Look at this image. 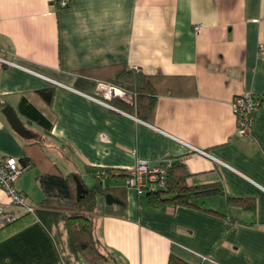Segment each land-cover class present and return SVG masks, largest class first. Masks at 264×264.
Listing matches in <instances>:
<instances>
[{
    "label": "crops",
    "instance_id": "1",
    "mask_svg": "<svg viewBox=\"0 0 264 264\" xmlns=\"http://www.w3.org/2000/svg\"><path fill=\"white\" fill-rule=\"evenodd\" d=\"M261 44L264 0H68L67 8L0 0V58L14 64L0 62V156H26L1 112L9 105L49 161L88 186L99 169L180 161L187 187L216 193L199 196L195 208L151 204L130 188L112 214L99 199L94 233L109 264H168L170 255L189 264H264V105L246 137L237 136L230 107L239 95L264 98ZM119 65L154 78L152 112L96 95L100 70ZM45 88L53 90L50 105L35 93ZM39 172L30 168L15 182L34 212L0 233V264H89L64 212L40 206ZM0 206L17 212L1 188Z\"/></svg>",
    "mask_w": 264,
    "mask_h": 264
},
{
    "label": "trees",
    "instance_id": "2",
    "mask_svg": "<svg viewBox=\"0 0 264 264\" xmlns=\"http://www.w3.org/2000/svg\"><path fill=\"white\" fill-rule=\"evenodd\" d=\"M108 70V69H107ZM99 82L110 83L120 88L132 97V103L135 106H128L122 102L110 101L123 109H140L152 112L154 97V78L144 76L137 72L127 70L125 66L119 65L111 68V72L100 70ZM107 73V74H106ZM36 95L46 105H50L53 99V90L45 88L37 90ZM260 107L264 105V98L258 97ZM24 113L31 119L42 124L46 129V120L38 114L32 107L24 109ZM21 139V138H20ZM24 142L25 157L16 159L18 165L24 170V173L30 168H37L40 172L37 181L42 189L43 198L40 202L41 207L56 208L64 212L65 220L70 231V235L76 251L89 264H109L110 257L106 255L94 233L93 216L98 213V201L110 194L124 202L125 181L129 177L127 170L99 169L92 175V185L88 186L78 173H69L63 175L59 169L49 161L42 149L38 137L33 139H22ZM186 167L177 160L173 161L171 168L168 170L166 184L163 189L149 192L148 198L151 204H160L167 202L171 204H180L198 208L194 204L199 196H206L216 193V190L209 189V186L199 188L187 187L183 183V177L186 174ZM177 175V173H179ZM176 175V176H175ZM114 205L106 206L104 213L112 214L111 208ZM125 205L118 209L123 212ZM201 210H204L201 208ZM212 212V210H205ZM28 214L20 215L15 221L0 226V233L11 231L14 225L16 228L23 226V220ZM14 226V227H15ZM5 233V236L8 234ZM4 234V233H3ZM2 234V235H3ZM4 237V236H2ZM168 264H189L184 260L170 255Z\"/></svg>",
    "mask_w": 264,
    "mask_h": 264
},
{
    "label": "built area",
    "instance_id": "3",
    "mask_svg": "<svg viewBox=\"0 0 264 264\" xmlns=\"http://www.w3.org/2000/svg\"><path fill=\"white\" fill-rule=\"evenodd\" d=\"M56 3L58 8L68 7V0H56ZM201 28L202 25H195L193 31L198 33ZM259 49L264 51V45H259ZM0 62L5 65H14L1 58ZM96 95L106 102L112 100H118L128 104L132 102V97L129 93L110 83L98 82ZM106 106L120 113L119 110L109 105ZM230 107L236 123L237 136H249L252 131L254 116L260 108L258 97L249 93L236 96L231 101ZM194 150L199 155L208 156L201 150ZM173 161L171 159H165L155 166H150L146 161L138 160L136 166L128 171L129 177L125 181L126 188L134 189L138 195L163 189L166 184L168 170L171 168ZM23 173L24 170L18 165L15 158L0 156V188L6 194L9 205L17 210L16 213H10L3 206H0V226L15 221L20 215L33 214L34 212V207L29 205L24 196L15 188V182Z\"/></svg>",
    "mask_w": 264,
    "mask_h": 264
},
{
    "label": "water",
    "instance_id": "4",
    "mask_svg": "<svg viewBox=\"0 0 264 264\" xmlns=\"http://www.w3.org/2000/svg\"><path fill=\"white\" fill-rule=\"evenodd\" d=\"M3 116L5 117L8 125L12 129V131L18 135L22 139H33L35 135H33L30 131H28L24 125L22 124L21 120L18 118L16 112L13 110L12 107L6 105L1 110ZM105 203L107 205L111 204H120V202L113 198L110 194L105 196Z\"/></svg>",
    "mask_w": 264,
    "mask_h": 264
},
{
    "label": "rangeland",
    "instance_id": "5",
    "mask_svg": "<svg viewBox=\"0 0 264 264\" xmlns=\"http://www.w3.org/2000/svg\"><path fill=\"white\" fill-rule=\"evenodd\" d=\"M25 125H26V127H27L28 129H31L27 124H25ZM32 131H36V129L33 128ZM26 174H29V172H27ZM142 196L145 197V195H142Z\"/></svg>",
    "mask_w": 264,
    "mask_h": 264
}]
</instances>
